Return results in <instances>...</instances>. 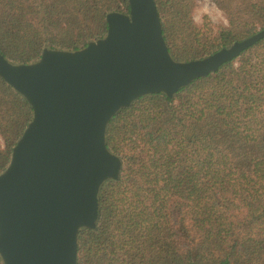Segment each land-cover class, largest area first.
<instances>
[{"label":"trees","instance_id":"obj_1","mask_svg":"<svg viewBox=\"0 0 264 264\" xmlns=\"http://www.w3.org/2000/svg\"><path fill=\"white\" fill-rule=\"evenodd\" d=\"M213 1L230 26L209 35L193 21L194 0H156L176 60L264 29V0ZM130 9L129 0H0V54L18 64L45 48L81 49L107 34L109 13ZM32 118L0 76V173ZM107 144L124 167L103 186L98 228L80 232L78 264H264V39L172 98H139L112 119Z\"/></svg>","mask_w":264,"mask_h":264},{"label":"water","instance_id":"obj_2","mask_svg":"<svg viewBox=\"0 0 264 264\" xmlns=\"http://www.w3.org/2000/svg\"><path fill=\"white\" fill-rule=\"evenodd\" d=\"M107 15V34L78 50L45 48L31 63L0 54V76L33 118L0 173L4 264H78L79 237L97 229L101 191L124 162L107 144L112 119L139 98L174 97L264 39V29L210 55L176 60L156 0Z\"/></svg>","mask_w":264,"mask_h":264},{"label":"rangeland","instance_id":"obj_3","mask_svg":"<svg viewBox=\"0 0 264 264\" xmlns=\"http://www.w3.org/2000/svg\"><path fill=\"white\" fill-rule=\"evenodd\" d=\"M194 3L196 6L192 18L202 32L213 35L220 26H230L228 15L213 0H194ZM183 43V40H180V44ZM3 143L1 140V144Z\"/></svg>","mask_w":264,"mask_h":264}]
</instances>
